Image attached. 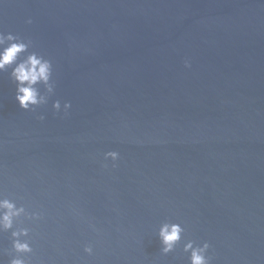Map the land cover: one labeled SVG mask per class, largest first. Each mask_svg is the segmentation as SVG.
<instances>
[{"label": "water", "instance_id": "1", "mask_svg": "<svg viewBox=\"0 0 264 264\" xmlns=\"http://www.w3.org/2000/svg\"><path fill=\"white\" fill-rule=\"evenodd\" d=\"M0 32L53 83L23 111L0 73V264L20 230L24 264H264V0H0Z\"/></svg>", "mask_w": 264, "mask_h": 264}, {"label": "clouds", "instance_id": "2", "mask_svg": "<svg viewBox=\"0 0 264 264\" xmlns=\"http://www.w3.org/2000/svg\"><path fill=\"white\" fill-rule=\"evenodd\" d=\"M27 23H31L28 20ZM189 63L185 62V67H189ZM9 72V79L15 85V102L19 109L23 111H35L36 108L44 105L46 96L44 93L53 92L52 83V63L36 52L29 51V43L22 40L19 36L11 33L5 34L0 32V73ZM43 89V92L41 91ZM54 112L63 111L67 114L71 105L68 102L63 104L56 100L52 103ZM43 120V116L37 117ZM119 158L116 151H108L104 153L105 161L115 162ZM104 167H107L105 164ZM23 208H17L14 203L7 199L0 200V231L7 232L13 228V219L23 212ZM184 229L178 223L164 224L158 233V240L163 254L173 251L174 247L180 242ZM26 230L11 231L12 251L16 254L8 261V264H24L20 254L29 253L30 245L19 237L26 236ZM210 245L204 242L202 246H193V242H188L184 246V251L189 253V264H210L211 256L207 255ZM86 253H91L92 248L85 247Z\"/></svg>", "mask_w": 264, "mask_h": 264}]
</instances>
